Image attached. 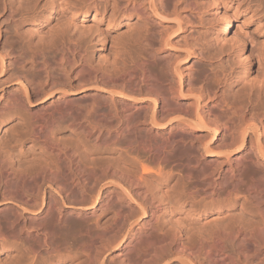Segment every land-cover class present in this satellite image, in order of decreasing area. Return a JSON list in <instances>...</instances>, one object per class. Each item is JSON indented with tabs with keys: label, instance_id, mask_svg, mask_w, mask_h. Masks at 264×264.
<instances>
[{
	"label": "bare ground",
	"instance_id": "bare-ground-1",
	"mask_svg": "<svg viewBox=\"0 0 264 264\" xmlns=\"http://www.w3.org/2000/svg\"><path fill=\"white\" fill-rule=\"evenodd\" d=\"M203 2L221 26L200 37ZM110 6L108 27H136L138 47L123 43L114 63L95 66L77 20ZM0 16V74L30 65L37 75L16 73L7 106L52 96L72 131L64 139L52 114L20 119L41 146L36 166L0 146V261L69 264L55 242L78 226L83 264H264V0H0ZM53 22L59 32L45 41ZM189 31L183 41L194 42L175 46ZM190 59L205 66L184 67ZM80 94L91 98L82 112L72 106ZM84 139L115 156L95 158ZM140 149L177 163L181 178L137 162ZM193 149L225 166L206 169Z\"/></svg>",
	"mask_w": 264,
	"mask_h": 264
},
{
	"label": "rangeland",
	"instance_id": "rangeland-1",
	"mask_svg": "<svg viewBox=\"0 0 264 264\" xmlns=\"http://www.w3.org/2000/svg\"><path fill=\"white\" fill-rule=\"evenodd\" d=\"M10 1L17 3L20 0H10ZM92 12L93 13L91 14L93 15L89 16L84 21V23H82L79 19L77 20V26L80 30L78 35L83 39V41H85V46L87 50V58L89 61H91L95 66H105L106 64L114 63L119 58L120 48L123 43L129 44L130 51L136 50V47H138L137 39H138V32H139V30L136 27L134 26L129 27L128 26L129 24L126 22H123V19H119L118 22H121V24H119L118 26L113 23L111 24V26L108 27V22L110 20L109 16L112 12L111 6L109 8V12L105 13V16L104 15L102 16L100 14L97 15L98 16L97 19L102 18L101 19L102 21H99L97 19L92 20L94 17V10ZM213 15H214V7L203 2L201 16H200V20L202 24L197 27V29H199L198 34L200 37H204L203 35L204 33L209 35V33H211L212 31L213 25L217 27V28L215 27V29L220 28L221 24L219 22L218 23L216 22V25L215 23L213 24V22L216 21L214 20ZM0 25L5 30L6 27L9 25V22L2 19V16H0ZM57 29H58V24L53 22V25L44 31L43 33L44 40L50 41L51 39H53L59 32V31L57 32ZM233 29L234 30L236 29V25H234ZM252 30H253L252 27H250L249 31H252ZM103 31H105L104 37L106 38V41L104 43H101L98 40V35L100 32H103ZM190 33L191 31H189L187 34H181L182 37H179L177 40H175L176 41L175 46H179L181 44V47L183 46V48H185L187 44H190V42H194L193 39H189L190 41H187L186 43H185L186 40L183 41L184 36ZM198 34H195V36H198ZM232 34H234V32L231 33V37H232ZM253 35L256 36V42H255L256 44L251 45V46L249 45L251 49L258 48L259 47L258 43H260L262 40L259 37H257L255 33ZM217 54L218 55L221 54L223 56L222 64L223 66H225L226 61L229 60V58L225 57V56H228L229 54L228 51L226 49H223L222 51H219ZM50 61L52 60L50 59ZM191 64H194L195 71H199L205 66L204 62L199 61V60H194V59L193 60L190 59L187 62H183L184 67L185 66L188 67ZM7 65H9L8 61H7ZM28 66H29L28 68H30V65ZM28 68L27 69L25 68V71H26L25 72L24 70L18 69V67H15L13 65L9 67L4 73L0 74V123H3L1 126V130H0V146L2 145H3L2 147L4 146L6 147L8 145L9 147L11 146L13 148L12 150L15 156H17L18 159H22L21 160L22 163H24L25 165L29 164L28 166H32V164L33 166H36L37 164L36 162L38 160V156L40 153L39 147L41 146H39L40 144L37 145L36 143H33L32 140L29 138V136L26 135L28 133L27 131L28 129L24 125L25 122L32 121V120L43 121L45 120V118H48V116L52 114V115H55L57 119V124L56 126L54 125V129H61L62 131L60 135H62L64 139L70 138L69 136L72 135V131L66 128L69 118H60V116H58L59 112L57 110V105L53 104L52 96H50L49 98H43L41 100H38V102H34V104L32 105H28V107H26L28 109L21 107V106L20 107H17V106L8 107L7 106L8 105L7 102L11 100V98H13L14 95L19 96L18 94H19L20 89H19L18 83L16 82V73L18 75L19 73L20 75H23L22 72H24V75L27 77L29 76V74H31L28 77L29 79L33 78V76L35 77L37 76L35 74L33 75L34 72L32 73L31 70ZM28 71L31 73H29ZM207 82L204 83L203 85L206 86L208 84ZM91 83H93V81L90 82L88 85H90ZM76 98H77L75 100L76 104L72 105L74 109H79L82 112L85 108H87L88 105H90L89 103L91 101V98L88 95L80 94ZM119 105L120 104H118V106ZM20 119L22 121L24 120L25 122L24 123L21 122ZM204 133L205 132H201L200 133L202 134L201 136L197 135L198 138L197 137L194 138L196 143H200V141H204L203 140L205 138ZM185 137L191 138L192 134H186ZM73 138L76 139V136H73ZM81 139L83 138L81 137ZM83 141L86 144V147L90 149L91 153L93 152V154L95 155V158L97 157V159L99 158L101 159L105 157L109 158V156L110 157L115 156L114 154H111L112 152H108L106 150V147L103 144L94 145V141L93 140L91 141V139L90 140L84 139ZM121 146H118L119 147L118 149H121ZM198 151L197 150L195 151L193 149L192 153L194 154L196 159H198L201 165L203 164V166L206 169H210V168L213 169L216 167L218 168L220 164L216 165L217 162L214 163L215 157L213 158L211 155H208V154L201 155L202 153ZM119 153L120 151L117 153V155H119ZM143 153L144 151H141L140 149L138 153H135L133 155L131 154V155L132 157H134L135 160L137 159L138 161L140 160L139 162H143L144 164L146 163V166L150 167L151 169L156 170L160 166L165 167L167 171H169L170 169L174 170L172 172H174V174L177 175V178H181L182 173H180V170H179L180 168L176 166L177 163L171 161L168 163H164V165L163 164L160 165L154 159H151V158L144 159L145 157ZM244 155H246V153ZM220 166L223 167L225 165L222 164ZM175 181H177V179H175L173 183H175ZM70 222L73 223L74 218H71ZM77 227L78 226L76 227L74 226L75 230L71 229V231L68 230L64 234L59 235L58 239L56 240L57 242H55V245L57 246L59 245L58 247L61 252V255H64L67 258L66 260L69 264H73V263L83 264V262L87 260L86 256L89 253L86 249L85 238L79 235V233L81 234V232H80V228L78 227V231H79L78 233V231L76 230ZM16 251L17 249L15 250V252ZM21 254L17 253V255L18 256L20 255V257L22 256ZM20 257L13 258V257H8L7 255H1L0 264H17L18 261L20 260Z\"/></svg>",
	"mask_w": 264,
	"mask_h": 264
}]
</instances>
